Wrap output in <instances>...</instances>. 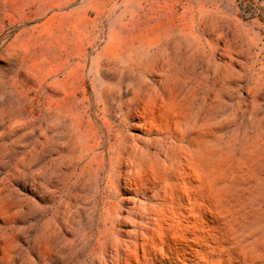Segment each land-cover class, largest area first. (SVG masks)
Here are the masks:
<instances>
[{"label":"rangeland","instance_id":"374dc122","mask_svg":"<svg viewBox=\"0 0 264 264\" xmlns=\"http://www.w3.org/2000/svg\"><path fill=\"white\" fill-rule=\"evenodd\" d=\"M0 264H264V0H0Z\"/></svg>","mask_w":264,"mask_h":264}]
</instances>
